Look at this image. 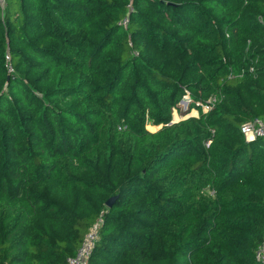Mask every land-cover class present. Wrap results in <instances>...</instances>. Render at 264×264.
I'll return each mask as SVG.
<instances>
[{
  "label": "trees",
  "instance_id": "16d2710c",
  "mask_svg": "<svg viewBox=\"0 0 264 264\" xmlns=\"http://www.w3.org/2000/svg\"><path fill=\"white\" fill-rule=\"evenodd\" d=\"M253 118L264 0H5L0 264H67L99 220L89 264H259Z\"/></svg>",
  "mask_w": 264,
  "mask_h": 264
},
{
  "label": "built area",
  "instance_id": "2783aa9c",
  "mask_svg": "<svg viewBox=\"0 0 264 264\" xmlns=\"http://www.w3.org/2000/svg\"><path fill=\"white\" fill-rule=\"evenodd\" d=\"M5 7V0H0V8L3 10ZM129 10H132V6L129 5ZM128 21L127 17H124L122 20L123 24H126ZM7 61H9V56L6 55ZM8 70L12 71V67L7 64ZM183 98L187 99L190 102L191 98L188 92L183 95ZM216 100V97H212L208 103L202 104L206 108V111L210 109V106ZM205 112V111H204ZM241 133L244 135L247 141H252L257 137L264 138V118H253L246 120L240 126ZM210 140L205 141V145L208 146ZM100 225V220L95 222L83 235V238L76 248L74 254L69 255L66 258L67 264H89V257L93 251L95 246V242L98 238V228ZM255 258L259 264H264V240L263 242L256 248Z\"/></svg>",
  "mask_w": 264,
  "mask_h": 264
},
{
  "label": "rangeland",
  "instance_id": "374dc122",
  "mask_svg": "<svg viewBox=\"0 0 264 264\" xmlns=\"http://www.w3.org/2000/svg\"><path fill=\"white\" fill-rule=\"evenodd\" d=\"M179 103L181 104L182 110H185V113L180 114V113L177 112V110H173L174 111V116H175V117L173 116V118H174L175 121H173L172 123L177 122L176 120L179 121L181 119H184L185 116H188V117L189 116H198L197 109L195 107H190L189 106L190 102H188L187 99L182 97V99L180 100ZM201 110L202 111H206V108L204 106H202ZM147 127L150 130L153 129V126H151L150 124H147Z\"/></svg>",
  "mask_w": 264,
  "mask_h": 264
},
{
  "label": "water",
  "instance_id": "95a60500",
  "mask_svg": "<svg viewBox=\"0 0 264 264\" xmlns=\"http://www.w3.org/2000/svg\"><path fill=\"white\" fill-rule=\"evenodd\" d=\"M173 116H174V111L172 112V118H171V120H170V122L168 123V124H171L173 121H175L174 120V118H173ZM175 117V116H174ZM188 116H185V118H187ZM176 121H178V120H176ZM116 195L115 196H111V197H109L107 200H106V202H105V204L107 205V206H111L112 205V203L115 201V199H116Z\"/></svg>",
  "mask_w": 264,
  "mask_h": 264
}]
</instances>
